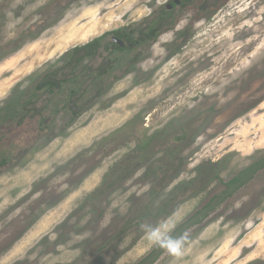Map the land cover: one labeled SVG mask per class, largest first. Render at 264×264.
I'll return each mask as SVG.
<instances>
[{
	"label": "rangeland",
	"instance_id": "rangeland-1",
	"mask_svg": "<svg viewBox=\"0 0 264 264\" xmlns=\"http://www.w3.org/2000/svg\"><path fill=\"white\" fill-rule=\"evenodd\" d=\"M150 1L0 0V107L37 76L61 83L53 71L69 51L144 15ZM114 91L124 98L90 106L70 126L64 109L49 134L0 170V264H136L221 192V180L264 157V0H227L156 79L141 87L125 79ZM42 97L26 112L39 111ZM23 116L12 119L31 137L2 142L0 152L37 138ZM142 150L158 151L146 163L161 161L162 178L138 190L136 177L115 184L95 232L88 224L103 207L92 199L123 181L119 165ZM215 206L154 264H264V169Z\"/></svg>",
	"mask_w": 264,
	"mask_h": 264
},
{
	"label": "flooded vegetation",
	"instance_id": "flooded-vegetation-1",
	"mask_svg": "<svg viewBox=\"0 0 264 264\" xmlns=\"http://www.w3.org/2000/svg\"><path fill=\"white\" fill-rule=\"evenodd\" d=\"M226 2L227 0H151L150 3L144 2V15L137 18L127 15L124 17V24L121 27L99 35L83 44L84 47H77L69 51L70 53L66 55L63 64L59 69L53 71V75H56L58 72L64 74V79L61 83L52 85L46 83L47 78L44 75L37 76L35 79L32 78L27 93L22 92V95L19 94L17 96L16 94L14 96L19 100L18 103L21 104L13 111L12 117L16 110L20 111L22 115L24 114L23 119L25 120L23 123L27 122V124L33 127L32 129L36 130L34 132H36L37 138L35 137L33 141L27 140L28 142L25 144L20 142L19 144L9 145L8 153L0 158V170H3L5 166H9L11 162L18 159L26 148H32L41 138L49 134L51 127L56 124L57 118L60 117L64 109V112H67L69 115L71 114L69 124H67V126H70L73 121L75 122L78 119L79 115L81 116L82 111L90 106L100 104L101 102L104 104L111 103L112 101L124 98L125 92L117 93L116 95L114 89L125 79H129L130 83L135 87H141L156 79L166 64H169L173 58H176L189 42L196 39V31L203 24L214 20L218 12L223 11ZM186 76H188V73H183L179 78H182L183 82H185L184 78ZM43 94L45 95L44 97H42ZM39 96L44 100L41 109L39 111L34 109L26 112L33 99V102L36 103ZM75 105H79L78 108H80L76 114L68 109ZM9 124V121L0 123L2 129H7L0 135V143L12 139V135L8 137V132L12 129ZM208 124L211 125V121ZM211 128L208 126L205 129L212 130ZM205 129L203 133L206 132ZM23 131L26 135L27 128L23 129ZM23 131L17 132L23 134ZM189 132L191 131L185 128L182 131V135L187 136ZM28 135L31 136V133H28ZM114 140L111 144L115 143ZM145 152V150H142L141 152L136 151V153L129 154L131 157L126 163L119 165V168L123 171L120 176L124 180L110 184L106 194L102 195L99 192L92 199L95 206L100 204L103 207L102 209H98L97 215L93 219H90V223L88 224V227H93L95 232L103 230L101 225L104 223L106 211L109 209V205L103 200V196L110 195L113 188H116L115 184H122L136 177L137 180L133 188L137 189L141 184L149 183L152 180L157 182L158 179L162 178L163 173L162 176L159 174L162 168L161 161L154 159L155 161L152 160L151 165H147L146 163L150 159L147 158L148 155L146 156V154L152 155L153 153H158V151ZM192 159L191 157L187 160ZM146 165L148 166L147 169ZM168 178L172 179L169 176ZM228 181H220L221 186L224 188L221 192L214 194V196L224 195L223 192L226 188L223 183ZM47 190L50 191L48 188ZM138 192L136 191V193ZM237 193H239V190L233 196ZM210 200L200 210L195 211L185 222L194 216L197 217L198 212L203 210ZM43 202L44 200L31 206L30 211H28V218L30 216L33 217L38 212L37 208ZM215 210H205V213L208 214L206 218H201L199 223H193L185 227L183 232L177 235V237L171 238L174 232L171 233L172 235L170 234L166 237L149 254L155 250L156 253H165L172 243L183 238L190 228L203 225ZM26 213H24L22 219L27 216ZM115 213L113 214L116 215ZM127 220L129 223H126ZM21 221L20 219L19 222ZM130 222V215H128L120 224V230L124 226L123 229L126 232L129 227L125 229V226H130ZM155 257L157 258L158 255ZM90 263V261H85V264Z\"/></svg>",
	"mask_w": 264,
	"mask_h": 264
},
{
	"label": "trees",
	"instance_id": "trees-1",
	"mask_svg": "<svg viewBox=\"0 0 264 264\" xmlns=\"http://www.w3.org/2000/svg\"><path fill=\"white\" fill-rule=\"evenodd\" d=\"M13 93V92H12ZM11 93V94H12ZM13 96V94H12ZM18 99L15 97H11L7 102L5 101V104L0 107V123L1 122H8L12 125L10 126L12 129L9 130L8 137L12 135V141L19 142L24 139H27L28 137H31L29 135H25V132L23 131L22 127H16V121H13L12 119V113L16 109V107L21 104L18 103ZM23 131V134H20L17 131ZM6 153L0 152V158H2ZM264 169V157L257 159L255 162H253L251 165L246 167L245 169L238 172L235 176H233L228 182H224L225 190L224 195H216L214 196L209 204L204 207L203 210L199 211L197 214V217L194 216L189 221L183 223L181 226H179L175 232L173 233V236L171 238L177 237V235H180L183 232V229L185 227H188L190 224H197L199 223L201 218H206L208 216L207 213H205V210H215L217 207L215 205H220L223 201L225 202L227 198H230L233 196L234 193H236L238 190L240 191L243 187L248 185L255 177L256 175ZM155 253L156 250L152 253L148 254L145 258H143L141 261L138 262V264H152L155 261Z\"/></svg>",
	"mask_w": 264,
	"mask_h": 264
},
{
	"label": "bare ground",
	"instance_id": "bare-ground-1",
	"mask_svg": "<svg viewBox=\"0 0 264 264\" xmlns=\"http://www.w3.org/2000/svg\"><path fill=\"white\" fill-rule=\"evenodd\" d=\"M259 126H260L259 131H260L261 133H264V127H262L261 125H259Z\"/></svg>",
	"mask_w": 264,
	"mask_h": 264
}]
</instances>
